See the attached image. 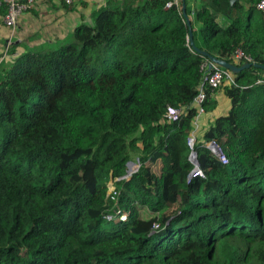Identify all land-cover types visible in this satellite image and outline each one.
<instances>
[{
    "label": "trees",
    "instance_id": "16d2710c",
    "mask_svg": "<svg viewBox=\"0 0 264 264\" xmlns=\"http://www.w3.org/2000/svg\"><path fill=\"white\" fill-rule=\"evenodd\" d=\"M170 1L104 0L67 38L1 64L0 264H264V70L203 86L207 58ZM261 1L200 0L195 45L264 66ZM202 86L205 114L220 89L231 107L196 137L204 177L190 179Z\"/></svg>",
    "mask_w": 264,
    "mask_h": 264
},
{
    "label": "crops",
    "instance_id": "0c3cea01",
    "mask_svg": "<svg viewBox=\"0 0 264 264\" xmlns=\"http://www.w3.org/2000/svg\"><path fill=\"white\" fill-rule=\"evenodd\" d=\"M188 1V6L191 8V14L188 17L191 19L198 11L200 0ZM62 4L60 0H34L33 10L23 15L15 34L4 24L0 25V50H3L10 41L12 47L9 55L13 59V57L20 56L30 48L38 47L47 42L63 40L73 34L81 22L89 19L92 10L97 6L104 5V0H95L89 7L87 3L86 6H83L82 0H74L72 6H77L74 10H67ZM87 11L88 13H86ZM36 28L39 31L38 34L34 32ZM215 96L219 102L218 109L213 114H201V118L195 125L194 131L200 141L203 140L211 125V117L226 115L230 110V100L225 96L223 89L216 91Z\"/></svg>",
    "mask_w": 264,
    "mask_h": 264
},
{
    "label": "built area",
    "instance_id": "2783aa9c",
    "mask_svg": "<svg viewBox=\"0 0 264 264\" xmlns=\"http://www.w3.org/2000/svg\"><path fill=\"white\" fill-rule=\"evenodd\" d=\"M67 4L72 5L74 0H64ZM6 6L7 13L4 18V25L5 27L9 28L13 34H15L17 28L20 25V21L24 14L31 12L33 10L34 6V0H0V6ZM168 8L171 7H177L178 9L182 10V0H171L168 5ZM257 8L264 13V0H262L260 3H258ZM188 46L191 48L192 51L193 48L191 46V40L190 37H188ZM12 47V43L9 41L3 50H0V66L2 63L10 61L12 58L10 57V50ZM235 60L237 62H243V63H252L253 59L250 56L245 55L241 50H238L235 53ZM10 58V59H9ZM201 72L204 74L203 78V86L208 85L212 89H219L225 84H235L234 81V74L216 64H213L209 59H207L201 66ZM203 86L201 88L200 94L196 98V106L199 109L200 114L204 113V109L202 108V104L206 98L205 91L203 89ZM183 111L174 109V108H168V112L166 114V118L171 122H177L179 121V118L182 116ZM197 124V123H196ZM195 131L191 134V136L188 138V146L191 150L190 153V162L193 164V170L190 173L189 178H195V177H204V173L201 170L198 162V155L195 150L196 146L198 145V141L196 138ZM211 153L215 155L222 164L227 165L228 159L223 153L222 149L215 143L211 142L207 146ZM134 161V160H133ZM136 165H133L132 169H129V175H132L133 173L137 172L140 167V161L136 160ZM115 187L112 182L109 184V193L108 195L112 197V199H115ZM112 219V217H109ZM122 220H126V215L122 216ZM159 226L155 225V230L158 229Z\"/></svg>",
    "mask_w": 264,
    "mask_h": 264
},
{
    "label": "water",
    "instance_id": "95a60500",
    "mask_svg": "<svg viewBox=\"0 0 264 264\" xmlns=\"http://www.w3.org/2000/svg\"><path fill=\"white\" fill-rule=\"evenodd\" d=\"M183 1V15L187 21V24H188V27H189V37H190V40H191V46L194 50V52L198 53V54H201L202 56L206 57L207 59H209L213 64H216L220 67H223L229 71H231L234 75H237L239 74L241 71L245 70V69H248V68H251V67H255V68H259V69H262L264 70V66H260V65H257V64H254V63H244L242 66H237V65H234V64H231V63H227L226 61H223V60H220V59H217L215 57H213L212 55H210L209 53H207L206 51H203L201 49H199L195 43H194V36H193V31H192V28H191V22H190V19L186 13V0H182ZM238 0H229L230 2V11L232 10L235 2H237ZM133 159L135 160H139L140 161V155L138 154H134L133 155ZM133 161V160H132ZM130 162L128 164L129 166V169H132V163L133 162ZM199 164V163H198Z\"/></svg>",
    "mask_w": 264,
    "mask_h": 264
},
{
    "label": "rangeland",
    "instance_id": "374dc122",
    "mask_svg": "<svg viewBox=\"0 0 264 264\" xmlns=\"http://www.w3.org/2000/svg\"><path fill=\"white\" fill-rule=\"evenodd\" d=\"M95 0H82V2L83 3H87V5H88V7L89 6H91V4L94 2ZM101 1V0H100ZM76 2V1H75ZM77 3V2H76ZM95 5H96V2H95ZM103 5V4H102ZM77 6H75V8H76ZM86 13H88V11L86 12ZM85 17H87V16H85ZM34 32L36 33V34H38L39 33V31H38V29L36 28L35 30H34ZM35 37H37V36H35ZM10 57H11V55H10ZM10 59V58H9ZM134 161H132L133 163H132V165H136L135 164V162H136V160L135 159H133Z\"/></svg>",
    "mask_w": 264,
    "mask_h": 264
}]
</instances>
